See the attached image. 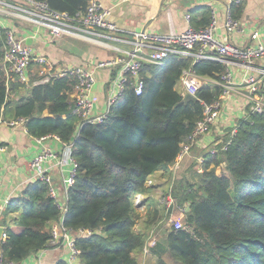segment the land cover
Returning a JSON list of instances; mask_svg holds the SVG:
<instances>
[{"label":"trees","instance_id":"trees-1","mask_svg":"<svg viewBox=\"0 0 264 264\" xmlns=\"http://www.w3.org/2000/svg\"><path fill=\"white\" fill-rule=\"evenodd\" d=\"M37 1L75 19L89 5V0ZM234 6L237 19L242 7ZM190 16L193 27L205 28L212 21V8L191 10ZM5 46V29L0 28V122L22 120L32 137L56 136L71 145L77 168L63 224L74 234L83 264H139L138 256L158 224V243L152 250L156 264H264V110L239 121L235 135L231 130L224 139L231 140L225 150L221 145L216 153L207 151L202 171L196 168L174 184L176 202L169 210L151 197L153 188L147 184L156 171H171L182 143L204 117L202 102L212 104L223 93L221 85L205 83L196 96L184 95L178 88L183 70L193 67L202 77L220 80L225 62L175 54L164 66L146 64L140 73L146 84L142 95L128 83L104 122L84 123L73 114L77 77L38 82L42 76L37 63L30 66L29 96L11 101V91L25 84L5 68ZM224 163L225 173L218 174ZM198 165L196 160L191 167ZM138 194L151 201L140 231L134 200ZM8 211H21L13 220L21 231L6 229L8 238L1 246L2 257L11 262H23L48 247L53 224L62 215L49 185L41 181L11 200ZM170 217L178 223L165 228ZM163 228L167 230L160 241ZM82 229L93 234L81 236Z\"/></svg>","mask_w":264,"mask_h":264},{"label":"built area","instance_id":"built-area-1","mask_svg":"<svg viewBox=\"0 0 264 264\" xmlns=\"http://www.w3.org/2000/svg\"><path fill=\"white\" fill-rule=\"evenodd\" d=\"M127 2L130 0H120ZM228 2V12L225 22V27L228 32L238 28L239 22L232 15L233 5H241L244 0H226ZM22 4H26L23 7ZM111 11L105 8L98 0H89V5L85 14L75 19L70 17L65 12L54 11L49 6L37 0H16L15 3H10L7 0H0V28L5 29L6 46L3 58L4 66L7 71L14 73L18 80L24 84L30 82V66L32 63L39 65V75L42 78L38 82H48L52 78L76 76L78 83L73 92L75 98V107L73 114L78 116L84 123H102L107 118L111 107L117 102L119 96L125 91L128 83L135 86L136 94L142 95L146 84L141 79L140 73L144 65L153 64L157 66H164L165 60L172 55H179L182 57L194 56L196 61L201 59H216L225 62L227 65L226 72L221 76L220 80H214L202 77L197 74L193 67L183 70L181 77L182 93L196 96L199 88L204 83L218 84L223 87V93L220 98L208 104L202 102L204 105V117L196 124L194 131L182 143V150L177 158V162L173 167V177L180 169V162L189 156L194 144L204 135L211 132L213 125L216 123L218 116L224 106V102L237 88L234 76L230 70V61L234 59L239 61L246 69L245 75L239 82L241 86H245L248 90L249 108L244 118H248L253 113H261L264 110V94L261 90L264 87V68L262 74L254 73L255 60L264 56V39L255 45L248 47H240L228 42L218 40L214 36L216 28V20L212 18L211 23L205 27L197 29L191 25V16L186 15L188 27L182 32H174L171 34H150L145 31L133 32V38L129 42L130 48L123 49L111 41H126L123 38L114 35L119 29L118 26L110 18ZM23 19L38 28H46L52 38H58L62 35H74L85 40H89L108 48H112L120 53L119 56L110 60H101L93 65V68L87 66H76L72 68H64L58 70L54 63L44 54L35 52L30 44L26 42V38L17 34L16 30L8 27L4 20L9 19ZM197 51H194V50ZM115 69L116 72L110 81L111 96L108 99L107 111L98 116H94L95 104L97 97L93 93V88L96 83V71L98 69ZM119 94V95H118ZM14 125L15 121H11ZM237 127L232 130V137L235 135ZM47 136L40 138L46 139ZM220 140L212 149L211 153H216L220 149L225 150L228 144ZM66 146H70L66 144ZM69 147V148H70ZM4 148L0 146V151ZM55 156L54 151L50 147L44 149L35 156L32 160L31 166L34 170V177L37 181H41L49 185V194L58 202V195L53 187H50L51 175L50 168L47 165ZM70 159L74 164V169L67 179V182L72 186L75 183V175L77 163L71 156ZM198 164L201 165L205 161V157L197 158ZM63 162V161H62ZM61 162V163H62ZM173 179V178H172ZM151 179L148 180L151 183ZM170 196H172L170 194ZM171 198V197H170ZM139 198L137 199V201ZM62 209V214L65 216L66 207L58 202ZM136 204V201H135ZM175 204L174 198L170 200L167 207L169 210ZM6 204L4 205L0 200V226L2 225V214ZM183 212L186 208H181ZM64 221V217H63ZM62 221V222H63ZM171 224L177 222L173 217L168 218L167 223ZM159 225V224H158ZM158 225L155 226L147 238L146 244L143 248V253L151 255L152 250L158 243ZM4 227V226H3ZM5 228V227H4ZM62 231V235L60 232ZM78 234L89 237L93 234L91 230H79ZM60 236L64 237L70 248L69 261L60 264H74V260L80 257V250L75 245L74 234L68 230L64 224L53 227L54 242H58ZM8 238L6 228L2 234V242ZM51 240V241H52ZM44 250V249H43ZM41 250V251H43ZM0 264H25L23 262L6 261L2 255L0 256Z\"/></svg>","mask_w":264,"mask_h":264},{"label":"crops","instance_id":"crops-1","mask_svg":"<svg viewBox=\"0 0 264 264\" xmlns=\"http://www.w3.org/2000/svg\"><path fill=\"white\" fill-rule=\"evenodd\" d=\"M98 1L111 11L110 18L119 29L114 35L126 40L124 42H111L123 49L130 48L128 41L132 40L133 32L135 31H145L150 34H171L184 31L189 25L186 15H190L191 10H200L203 6L212 8V16L216 20L214 36L218 40L240 47H248L264 39V0H244L241 5H235L234 7L241 6L242 8L241 12L237 14L239 26L231 32H228L225 27L229 5L226 0ZM22 6L26 7V4H22ZM4 23L16 30L18 35L30 39V45L33 50L49 57L58 70L80 65L93 68V65L98 61L114 59L120 55L119 52L112 48L74 35L65 34L58 38H52L46 28H38V26L23 19L11 18L4 20ZM228 60L230 61V70L233 73L237 88L224 102V106L211 132L201 137L194 144L189 156L180 162V168L182 163L188 158L192 157L193 162H196L197 158L205 157L206 152H211L217 142L224 140L226 135L234 127H237L239 121L247 113L250 105L248 90L245 86L239 84L245 75L246 69L237 60ZM254 65V73L261 75L264 65L256 62ZM32 69L31 67L29 69L30 80ZM115 72V69L111 70L108 68L96 71V83L93 93L97 97V102L94 116L107 111L108 99L111 96L110 81ZM16 81V78L12 79V82ZM178 88L182 90L181 83H179ZM30 90L31 82L25 84V87L11 91L9 98L11 101H17L21 97L29 96ZM44 116H48V113H44ZM13 119L9 117L0 122V146L4 148L0 151V200L4 205L6 204L2 216L9 214L15 218L21 213V211L10 213L8 205L11 200L18 198L30 183L37 181L34 177L31 163L35 156L46 146L50 147L55 153V156L47 165L50 168L49 173L51 175L50 187L56 190L58 202L66 207L68 191L71 187L67 179L74 169V164L70 159V151L72 156L71 147L66 146L56 136H47L44 140L34 138L28 133L24 121H15ZM11 121H15V124L12 125ZM174 165L171 167L172 172ZM171 171H156L150 176V179H153L156 182V187H158L159 181L163 180L169 173L170 176L172 174L173 178ZM154 190L155 188H153V192ZM145 197H147L148 201L149 197L146 195ZM151 197L155 199L153 195ZM63 217L62 214L60 219L53 224V227L60 226L61 229ZM60 235H62V231ZM69 256L70 248L68 242L64 237L60 236L58 242L50 241L48 247L43 251L32 254L24 263L60 264L69 261ZM138 260L139 264H151L153 262L151 261V255L144 253L139 254ZM73 263L83 264L80 257L76 258Z\"/></svg>","mask_w":264,"mask_h":264},{"label":"rangeland","instance_id":"rangeland-1","mask_svg":"<svg viewBox=\"0 0 264 264\" xmlns=\"http://www.w3.org/2000/svg\"><path fill=\"white\" fill-rule=\"evenodd\" d=\"M10 3H15L16 0H9ZM256 63H259L261 65H264V56L263 57H259L255 60ZM235 128V127H234ZM193 158H188L186 161H184L182 163V167L178 170L177 174L174 175L173 179L170 180V173L165 176L163 178V180L159 181V184H158V187H156V182L153 181V179H151V183H147L148 186H151L152 188H155L154 192H152V195L154 196L155 200L158 202V204L160 205L161 208L163 207H168L169 204H170V200L171 198L173 199L174 197L173 196H170L171 194V189L173 188L174 184L177 183L179 180L183 179L184 177H190L194 170H196V168H198L200 171H202L200 168H201V165H198V166H195V167H191L193 165ZM195 165V164H194ZM226 167L225 163L220 165L218 168H217V173L218 174H223L225 173V170L224 168ZM172 172V171H171ZM173 173V172H172ZM227 173V172H226ZM172 176V175H171ZM170 189V193L169 195L167 194L165 196V193L167 192V190ZM171 197V198H170ZM139 198V200L137 201V199ZM134 200L136 201V207H137V210H138V214H139V218H138V221H137V224H136V229L138 231H140L142 229V227L144 226V220L146 219V216H147V208L150 204L149 200L147 201V197H145V195H142V194H138L134 197ZM174 202H176L175 198H174ZM181 210V209H180ZM182 211V210H181ZM165 215H166V210H165ZM164 215V217H165ZM174 218L175 215L173 216ZM164 219V218H163ZM14 218L11 217V215L9 214H6V215H3L2 216V225L8 230H13V231H16V232H19L20 231V228L16 226V224L14 223ZM169 223L166 222V226L165 228H167V226H170L169 224L171 223L170 221H168ZM178 223V222H177ZM163 228L161 230V233H160V241H163L164 238H165V232L167 229ZM147 259L149 260V258L147 257ZM156 257L155 255L153 256V254H151V261H153L152 263L153 264H156ZM151 263V264H152Z\"/></svg>","mask_w":264,"mask_h":264},{"label":"water","instance_id":"water-1","mask_svg":"<svg viewBox=\"0 0 264 264\" xmlns=\"http://www.w3.org/2000/svg\"><path fill=\"white\" fill-rule=\"evenodd\" d=\"M26 42L28 44H30L31 40L27 39ZM4 230H5V228L3 226H0V256H1V246H2V234H3Z\"/></svg>","mask_w":264,"mask_h":264}]
</instances>
